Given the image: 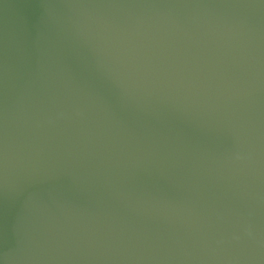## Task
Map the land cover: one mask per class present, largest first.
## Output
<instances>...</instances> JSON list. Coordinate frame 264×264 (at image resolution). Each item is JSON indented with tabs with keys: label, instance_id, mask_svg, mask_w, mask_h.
Wrapping results in <instances>:
<instances>
[{
	"label": "water",
	"instance_id": "1",
	"mask_svg": "<svg viewBox=\"0 0 264 264\" xmlns=\"http://www.w3.org/2000/svg\"><path fill=\"white\" fill-rule=\"evenodd\" d=\"M0 264H264V0H0Z\"/></svg>",
	"mask_w": 264,
	"mask_h": 264
}]
</instances>
